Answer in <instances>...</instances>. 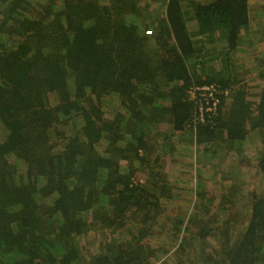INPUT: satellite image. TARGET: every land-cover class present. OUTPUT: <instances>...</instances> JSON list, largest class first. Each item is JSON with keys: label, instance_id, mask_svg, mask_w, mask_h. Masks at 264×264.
Instances as JSON below:
<instances>
[{"label": "trees", "instance_id": "16d2710c", "mask_svg": "<svg viewBox=\"0 0 264 264\" xmlns=\"http://www.w3.org/2000/svg\"><path fill=\"white\" fill-rule=\"evenodd\" d=\"M151 1L0 0V264H264V190L228 220L238 191L216 204L201 179L182 227L166 170L190 142L202 166L235 151L243 172L255 134L264 177V64L233 65L251 0ZM210 85L202 117L192 92ZM161 220L185 233L177 252ZM208 238L214 254L186 259Z\"/></svg>", "mask_w": 264, "mask_h": 264}, {"label": "rangeland", "instance_id": "374dc122", "mask_svg": "<svg viewBox=\"0 0 264 264\" xmlns=\"http://www.w3.org/2000/svg\"><path fill=\"white\" fill-rule=\"evenodd\" d=\"M145 1L149 2V0ZM250 4L251 30L249 33H245V40L242 39V41L244 40L245 42L240 51L236 52L234 56L235 61L233 62L236 75L238 72V76L240 77L249 75L251 71L253 73L252 77H257L256 74L264 64V0H251ZM151 7H154V9L156 7L160 8V0H152ZM153 12L154 10L152 13ZM157 15L160 14L157 13ZM147 33L149 35L151 34V32ZM215 50L216 43H210L205 49V51L210 53L208 57H210V55H214ZM214 59L215 57L213 60ZM259 89L260 87L256 86L255 90ZM159 129H165V125H161ZM260 141V137L255 134H251L250 137L244 141L243 145L245 151L243 155L245 159L243 160L249 159V163H251V165L248 167L245 164L242 168L243 172H241V170L238 168H233L236 160L238 161L235 151L230 152L229 158H225L224 154L222 153L216 160L213 161L214 163L212 165L208 164L207 166H202L199 164V153L196 145L187 142L180 147L176 146V150L172 152L170 157H168L169 162L166 163V170L168 171L169 180L176 184L181 193H184V196L182 195V198L178 197L174 202H172V204L175 206V209L172 211L170 218H172V220H177V224H183L182 227L185 225L188 226V217L186 215L191 213V209L195 205V189L197 188V184L201 179L205 190L208 192V196L213 197V195H216V204L219 202V200L221 202L223 193L228 191L227 197L224 199L228 198L227 201H230L229 197L232 196L234 189L235 191H238V194L236 197H234L236 199V208L234 209L235 214L233 215V213H230L228 215L225 211L224 217L225 219L233 220L234 217H236V215L239 213L243 217L248 211V197L251 196V192L254 190H264V177L254 167L258 159L255 157H257L258 153L260 152ZM161 148H163V146H161ZM247 162L248 161H246V163ZM224 171L228 172V174H232V181L229 179L225 180V176H223L225 174ZM241 181H243V184L241 185V189L243 191L239 192L237 186ZM224 184H226L225 190L220 191L218 188L220 186L222 188V185ZM183 190L186 192H183ZM207 207L211 211H215L212 206ZM180 221L182 223H180ZM166 223L167 222L164 220L160 221L156 227L157 235L160 239L164 240V246L166 248L167 246L169 247L171 245H167V243H173L171 245L174 249L173 252H177L178 246L182 244V240H180V238L185 233L183 231L174 232L171 221L167 224ZM238 232L239 230L234 232V234L237 235ZM176 235L179 236L177 238L178 240L174 239ZM203 244L204 245H200L198 243L194 244L193 241H190V245L186 248V259L190 249H192L193 253L195 252L194 256L198 260H200V249L203 247H205L206 252L214 254L213 249L215 243L211 238L203 240Z\"/></svg>", "mask_w": 264, "mask_h": 264}, {"label": "built area", "instance_id": "2783aa9c", "mask_svg": "<svg viewBox=\"0 0 264 264\" xmlns=\"http://www.w3.org/2000/svg\"><path fill=\"white\" fill-rule=\"evenodd\" d=\"M148 32H152V31H148ZM198 89H200L202 91V96L200 99L203 101V102H208V106L207 108H204V104L201 102V116L203 117V112L205 110H207L208 112H211V111H216V107H217V104H218V99L215 97V88L213 85H210V86H202L200 88H197V91H194L192 92V94L195 96V97H198ZM211 100H212V103H211Z\"/></svg>", "mask_w": 264, "mask_h": 264}]
</instances>
